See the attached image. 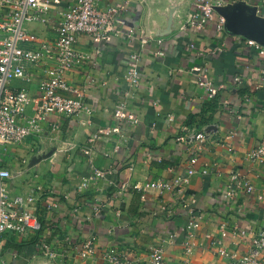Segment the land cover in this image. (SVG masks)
<instances>
[{
	"label": "crops",
	"instance_id": "0c3cea01",
	"mask_svg": "<svg viewBox=\"0 0 264 264\" xmlns=\"http://www.w3.org/2000/svg\"><path fill=\"white\" fill-rule=\"evenodd\" d=\"M114 2L129 3L125 29L134 27V36L96 45L81 34L77 47L89 58L66 74L74 88H86L89 111L81 117L51 113L41 129L22 142L0 145L2 165L12 174L8 192L34 194L32 205L43 224L37 233L4 234L2 264H110L104 252L112 247L145 264L151 247L162 242L167 264H226V258L214 254L205 234L217 238L224 220L230 228L264 225V201L257 198L264 191V161L249 156L264 134V58L246 42L256 39L264 44V2L224 0L216 8L226 17L222 34L212 24L203 31L187 27L194 0H101L100 6ZM66 7L67 2L54 5L49 23L25 26L39 41L53 40V25ZM192 41L194 49L189 46ZM220 45L222 50H217ZM133 52L139 53L143 77L131 90L127 111L140 121H124L123 134L102 133L118 122L114 107L130 90L124 74L133 63ZM194 65H207L214 82L224 84L217 99L211 100L198 86L188 71ZM26 70L31 79L14 80L11 87H26L36 97L38 79L47 71L29 63ZM88 75L93 80L87 84ZM235 75L241 76L240 82ZM35 106L34 101L28 115ZM193 126L208 135L186 183L202 214L198 245L187 253L186 208L174 193L144 186L155 179L188 175L191 150L178 136ZM92 166L109 172L90 179ZM204 168L207 173H202ZM234 170L254 190L242 189L227 202L222 195ZM172 233L178 236L171 239ZM44 240L58 250V258L40 252ZM88 241L97 251L83 257L80 249ZM250 241L251 235L242 252ZM226 244L232 247L229 239Z\"/></svg>",
	"mask_w": 264,
	"mask_h": 264
},
{
	"label": "built area",
	"instance_id": "2783aa9c",
	"mask_svg": "<svg viewBox=\"0 0 264 264\" xmlns=\"http://www.w3.org/2000/svg\"><path fill=\"white\" fill-rule=\"evenodd\" d=\"M101 0H0V145L20 143L31 133L41 129V122L51 113H59L67 116L81 117L89 111L86 102V88H74L66 77L67 72L84 63L89 58L81 52L77 43L81 34H87L97 45L108 43L115 37H132L136 29H125L129 12L128 2H114L107 6H100ZM264 2V0H262ZM67 2V7L61 11V19L53 25L56 37L49 41H39L25 26L29 22L49 23L52 7ZM224 0H194L195 10L187 23L196 31H203L212 25L221 34L225 30V15H218L216 8ZM264 58V44L256 39H246ZM194 49L195 43H189ZM217 50H222L218 47ZM98 51V50H97ZM163 54V50L158 51ZM197 55H203L201 51ZM130 59L132 65L126 70L124 79L129 82L130 90L123 99L114 107L117 124L105 128L102 133H122L121 125L124 121L138 123L140 120L133 113H129L128 101L131 90L142 82L140 71L139 53L133 52ZM29 63L36 70L47 71L38 79V94L33 97L26 87L14 90L11 83L14 80H30L32 74L26 70ZM198 81V86L206 91L209 98L216 97L224 84H216L207 65H194L189 70ZM264 72V70H263ZM93 79L88 75L87 84ZM234 80L241 81L240 75H235ZM67 93V94H65ZM75 94V95H74ZM245 100L248 97L245 96ZM36 102L34 113L27 114V109ZM227 102V101H225ZM207 132L204 129L186 127L185 133L178 136L179 140L189 144L191 150L190 168L188 175L177 174L171 179H155L144 186L154 188L159 193L172 192L186 208L188 220L183 227L188 235L184 239V248L191 253L198 245L197 230L201 225L202 214L199 211L198 200L195 195L186 191L188 176L195 172L193 164L199 158V152L207 141ZM98 136V135H96ZM85 153H90L86 148ZM249 156L253 160L264 161V134L259 143L254 147ZM134 163L129 168L134 169ZM109 169L92 166L90 179L104 178ZM204 168L202 173H207ZM8 168L3 167L0 157V248L2 236L6 233L25 234L27 232H39L42 229V221L32 203L36 199L34 194L27 196L22 194H10L7 189L8 179L11 177ZM248 192L254 190V186L247 183L239 170L230 173V181L223 192V199L233 202L240 190ZM257 198L264 201V191L258 193ZM97 207V205L95 206ZM251 235L250 247L242 252L241 246ZM178 235L170 234L174 239ZM210 239V246L214 254L227 259L226 264H264V225L256 229H248L240 226L230 228L226 220L220 223V234L217 238L205 234ZM230 240L232 247L226 244ZM40 252L49 259L59 256L58 250L47 240L41 241ZM97 251L92 241L82 245L80 253L83 257L93 255ZM106 260L110 264H142L139 260L130 256L117 247H112L104 252ZM165 244L153 245L145 264H167ZM0 264L2 262L0 261Z\"/></svg>",
	"mask_w": 264,
	"mask_h": 264
},
{
	"label": "trees",
	"instance_id": "16d2710c",
	"mask_svg": "<svg viewBox=\"0 0 264 264\" xmlns=\"http://www.w3.org/2000/svg\"><path fill=\"white\" fill-rule=\"evenodd\" d=\"M218 96H219V95H217V96H216V97H214V98H211V100L217 99V98H218ZM42 226H43V224H42Z\"/></svg>",
	"mask_w": 264,
	"mask_h": 264
}]
</instances>
